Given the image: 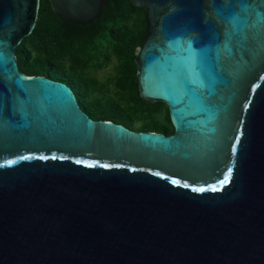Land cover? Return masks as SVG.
I'll list each match as a JSON object with an SVG mask.
<instances>
[{
    "label": "water",
    "instance_id": "1",
    "mask_svg": "<svg viewBox=\"0 0 264 264\" xmlns=\"http://www.w3.org/2000/svg\"><path fill=\"white\" fill-rule=\"evenodd\" d=\"M49 1L81 26L104 3ZM127 1L139 96L171 135L22 73L40 0H0V264H264V0Z\"/></svg>",
    "mask_w": 264,
    "mask_h": 264
},
{
    "label": "trees",
    "instance_id": "2",
    "mask_svg": "<svg viewBox=\"0 0 264 264\" xmlns=\"http://www.w3.org/2000/svg\"><path fill=\"white\" fill-rule=\"evenodd\" d=\"M146 29V10L127 0H104L100 17L82 26L63 21L49 0H40L36 25L15 57L25 75L70 86L81 109L93 119L171 135L166 104H144L138 92L133 56ZM109 68L104 79L97 77Z\"/></svg>",
    "mask_w": 264,
    "mask_h": 264
},
{
    "label": "rangeland",
    "instance_id": "3",
    "mask_svg": "<svg viewBox=\"0 0 264 264\" xmlns=\"http://www.w3.org/2000/svg\"><path fill=\"white\" fill-rule=\"evenodd\" d=\"M110 71H111V68L106 69V70H101L96 75L98 78L104 79Z\"/></svg>",
    "mask_w": 264,
    "mask_h": 264
},
{
    "label": "snow or ice",
    "instance_id": "4",
    "mask_svg": "<svg viewBox=\"0 0 264 264\" xmlns=\"http://www.w3.org/2000/svg\"><path fill=\"white\" fill-rule=\"evenodd\" d=\"M227 180H228V177L226 176L225 177V182H227ZM173 183H175V181H173ZM197 191H203V189H197Z\"/></svg>",
    "mask_w": 264,
    "mask_h": 264
}]
</instances>
